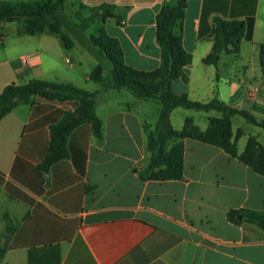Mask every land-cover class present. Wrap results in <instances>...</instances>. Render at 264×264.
Segmentation results:
<instances>
[{"label": "crops", "instance_id": "1", "mask_svg": "<svg viewBox=\"0 0 264 264\" xmlns=\"http://www.w3.org/2000/svg\"><path fill=\"white\" fill-rule=\"evenodd\" d=\"M66 1V12L80 15L101 3L113 5L114 15L96 20L92 33L103 28L117 38L132 67L160 65L155 16L164 0ZM216 17L251 21V36L240 40L237 52L222 49L217 62L208 64L203 58L213 45ZM13 22H0V92L8 83L30 78L71 82L88 91L102 88L103 79L88 77L93 67L81 77L64 76L68 71L60 61L73 72L66 53L76 40L66 49L55 35L28 34L22 22L8 27ZM176 31L191 59L183 66L185 78L173 79L172 89L192 100L217 97L264 119L258 57L264 0H187ZM155 105L127 90L108 89L95 104L102 136L96 137L90 124L77 126L67 138V157L46 170L38 164L48 149L49 126L74 107L73 101L36 95L0 119V244L4 214L12 224L0 264H264V229L226 217L229 209L264 210V175L216 145L172 137L165 148L181 145V176L149 178L147 130L153 129L161 108ZM178 109L169 114L172 129L182 128L190 117L203 130L210 117L221 116L208 110L199 125L186 112L174 123ZM232 120L233 115L231 139L238 153L250 135L264 147L259 129L249 133L238 127L242 133L235 137Z\"/></svg>", "mask_w": 264, "mask_h": 264}, {"label": "trees", "instance_id": "2", "mask_svg": "<svg viewBox=\"0 0 264 264\" xmlns=\"http://www.w3.org/2000/svg\"><path fill=\"white\" fill-rule=\"evenodd\" d=\"M187 0H164L155 16L156 42L160 48V65L145 70L125 63L122 48L117 38L109 35L103 28L95 33L88 32L96 20L104 21L114 15V6L101 3L88 8V14L66 12L65 0H0V22L19 20L28 34L48 32L55 35L62 46L70 49L74 40L91 53L97 60L88 77L92 80H104L102 88L94 91L82 89L71 82H55L40 78H30L24 83H8L0 92V119L20 103L29 102L33 96H42L50 100H72L74 107L66 109L61 117L50 124V141L45 156L38 164L46 170L55 161L68 155L67 138L79 125L90 124L93 134L102 136V122L95 113L96 102L108 89H124L138 99L156 102L160 111L156 123L147 130L146 147L149 151V178L170 179L181 176V164L177 155L182 153L181 145L166 150L165 141L169 138L189 137L216 145L254 172L264 175V147L250 135L244 149L238 153L236 142L231 139L230 117L241 115L248 123L258 125L264 130V119L257 120L253 114L243 108L228 105L223 100L212 97L207 101L192 100L185 92L172 89V80L182 76L183 66L190 62V54L181 44V33L176 31L184 17ZM80 4V8H84ZM252 22L243 20H225L214 18L213 45L203 58L204 63L215 64L222 49L237 52L243 37H250ZM232 48L227 49V44ZM259 65L264 74V42L258 45ZM105 73V74H104ZM196 110H216L220 117H210L209 126L200 129L190 117L185 118L180 129H172L169 114L174 107ZM242 133L237 128L235 137ZM241 215V218H238ZM226 217L235 224L241 221L254 223L264 229V210L251 208L229 209ZM5 226L0 244V259L12 231L9 216L4 214Z\"/></svg>", "mask_w": 264, "mask_h": 264}, {"label": "rangeland", "instance_id": "3", "mask_svg": "<svg viewBox=\"0 0 264 264\" xmlns=\"http://www.w3.org/2000/svg\"><path fill=\"white\" fill-rule=\"evenodd\" d=\"M66 3H68V0L66 1ZM67 14L70 17H73V13L67 12ZM20 22L21 21L16 20L13 23H11L10 25H8V27L16 26V25L20 24ZM95 29H96L95 25H92L89 27L88 32H94ZM80 46L81 45L77 41V45L74 46L72 49L68 50V52L66 53V55L71 57L72 61L74 62V67L72 69L73 72L71 71L70 68L67 67V64L64 61V59H62L60 61V65L64 68V70L68 71V74L64 75L66 77L73 76V75L79 76V77L84 76V74L87 73V71H89L97 62L96 58L91 53H89L85 48L80 47ZM153 103L156 104L155 106L159 107L158 103H156V102H153ZM178 110H180L181 113H175L174 114L175 117L173 116V118H172L174 123L176 122L175 118H177V116L181 117L182 115H185V113L187 112L189 114H193L195 117L196 123H198L199 125H202V121H204V117L203 118H201V117L203 116L202 114H205L206 111L187 109V108H183V107H180V109H178ZM208 112L212 113V114H219L215 110H211ZM232 127L234 130L238 127H242L245 132H249V133H252L256 129H259L262 132V134L264 135L263 129H261L260 127H256V126L252 125L251 123L246 122V120L239 114L233 115Z\"/></svg>", "mask_w": 264, "mask_h": 264}, {"label": "built area", "instance_id": "4", "mask_svg": "<svg viewBox=\"0 0 264 264\" xmlns=\"http://www.w3.org/2000/svg\"><path fill=\"white\" fill-rule=\"evenodd\" d=\"M21 61H22V62H25V61H26V59L23 57V58H21Z\"/></svg>", "mask_w": 264, "mask_h": 264}, {"label": "water", "instance_id": "5", "mask_svg": "<svg viewBox=\"0 0 264 264\" xmlns=\"http://www.w3.org/2000/svg\"><path fill=\"white\" fill-rule=\"evenodd\" d=\"M238 218H241V215H238Z\"/></svg>", "mask_w": 264, "mask_h": 264}]
</instances>
